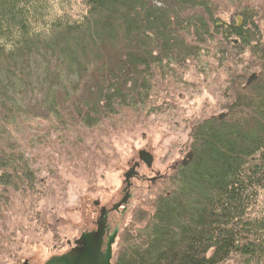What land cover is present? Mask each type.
<instances>
[{"label": "trees", "instance_id": "trees-1", "mask_svg": "<svg viewBox=\"0 0 264 264\" xmlns=\"http://www.w3.org/2000/svg\"><path fill=\"white\" fill-rule=\"evenodd\" d=\"M263 21L264 0H0V250L12 193L47 186L33 121L69 132L153 107L210 57L227 64L226 112L194 124L191 158L133 211L112 263L264 264Z\"/></svg>", "mask_w": 264, "mask_h": 264}, {"label": "rangeland", "instance_id": "rangeland-1", "mask_svg": "<svg viewBox=\"0 0 264 264\" xmlns=\"http://www.w3.org/2000/svg\"><path fill=\"white\" fill-rule=\"evenodd\" d=\"M261 23L264 36V21ZM249 58L246 54L242 61H234L241 69L247 67ZM206 60L183 69V85L169 83V88H176L173 98L163 96L153 107L123 110L111 122L66 132L51 129L53 126L45 121H33L32 136L37 141L43 139L44 144L31 150L47 186L44 194L32 191L27 197L18 193L10 196L1 226L12 231L15 238L12 244L1 245L0 264H42L66 252L69 243L95 226L100 207L111 209L122 199L123 174L138 162L137 174L130 178L127 203L109 215L111 226L118 229L111 248L113 262L133 211L150 209L152 195L190 151L194 124L226 112L225 106L231 101L225 86L227 64L210 57ZM229 66L236 67L233 63ZM251 67L246 70L252 74L255 69ZM75 133L80 137L78 142L73 141ZM58 134L64 139L62 143L53 141ZM142 150L153 157L150 167L139 160ZM4 236L7 238L6 233Z\"/></svg>", "mask_w": 264, "mask_h": 264}, {"label": "water", "instance_id": "water-1", "mask_svg": "<svg viewBox=\"0 0 264 264\" xmlns=\"http://www.w3.org/2000/svg\"><path fill=\"white\" fill-rule=\"evenodd\" d=\"M256 77V73L250 75L247 79V83L253 81ZM224 116V113L218 116L219 119ZM191 158V151L186 154V157L181 160V165H186L188 160ZM139 160L144 162L147 167L151 166V160L153 157L146 151L139 152ZM138 162L130 168L124 175L125 182L128 183L129 179L136 174L135 168ZM125 197L120 202L114 205L118 207L125 205ZM103 226H99L96 231H84L80 234V237L76 240V245L68 251L51 256L44 264H113L110 260L112 258V244L115 240L117 231L109 236L106 250L103 252L100 248L103 244L104 231Z\"/></svg>", "mask_w": 264, "mask_h": 264}, {"label": "flooded vegetation", "instance_id": "flooded-vegetation-1", "mask_svg": "<svg viewBox=\"0 0 264 264\" xmlns=\"http://www.w3.org/2000/svg\"><path fill=\"white\" fill-rule=\"evenodd\" d=\"M133 176H135V174H133ZM124 184H125V187H124L125 194H124L123 197H125V199L128 200L129 194H130L128 190L130 188L129 186L131 185L130 179H129L128 183L125 182V180H124ZM123 197H122V199H123ZM120 201H121V199H120ZM125 203H127L126 200H125ZM124 206L125 205L114 207V205H113L111 209H106L105 207H103V208L100 207V209H99L100 212H99V216L97 217V221L94 224L95 226L91 227L90 231L91 232L92 231H96V230H98L99 226H101V225L103 226V229H104L103 230L104 231V236H102L103 237V244H102V247L100 248L103 252L106 250L105 248L107 247V242L109 240V236H111L114 233V231L118 232L117 228L111 226L112 225L111 224L112 221L110 220L109 215L112 212L118 211L120 208H124ZM113 222H114V220H113ZM116 235H117V233H116ZM77 239H78V237H77ZM77 239H74V241L72 243L68 244V247H70V249L73 248L76 245V240ZM68 250H66V251H68ZM42 264H44V263H42Z\"/></svg>", "mask_w": 264, "mask_h": 264}]
</instances>
